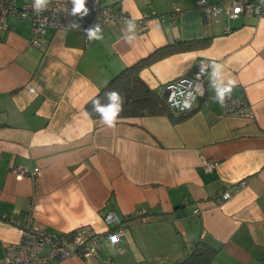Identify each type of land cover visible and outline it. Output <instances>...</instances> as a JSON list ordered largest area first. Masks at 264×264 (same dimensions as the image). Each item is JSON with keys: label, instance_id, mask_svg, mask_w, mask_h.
Instances as JSON below:
<instances>
[{"label": "crops", "instance_id": "crops-1", "mask_svg": "<svg viewBox=\"0 0 264 264\" xmlns=\"http://www.w3.org/2000/svg\"><path fill=\"white\" fill-rule=\"evenodd\" d=\"M197 1L100 0L126 16L103 25L102 40L48 27L43 48L31 44L26 21L9 19L0 31V256L20 235L6 217L31 213L43 231L98 240L93 254L54 264H178L196 249L213 250L205 264H264V16L214 20ZM127 20L136 24L131 43ZM166 49L139 69L150 89L162 96L166 82L215 61L237 81L230 96L249 115L225 114L206 96L181 120L127 117L108 128L88 114L113 76ZM210 72L205 93L215 96ZM204 159L216 168L204 171ZM225 190L232 195L219 200ZM110 212L122 229L117 243Z\"/></svg>", "mask_w": 264, "mask_h": 264}, {"label": "built area", "instance_id": "built-area-1", "mask_svg": "<svg viewBox=\"0 0 264 264\" xmlns=\"http://www.w3.org/2000/svg\"><path fill=\"white\" fill-rule=\"evenodd\" d=\"M33 0H27L22 5H18L16 0H0V31L8 28V21L11 18H18L26 21L30 26V42L32 45L43 48L46 29L75 28L86 34V30L95 24L102 27L105 24H114L126 16L114 10L111 6L102 5L100 0H86V7L89 14L81 18L79 15H70L72 4L70 0H50L47 10L37 14L33 10ZM197 7L200 12L208 17L217 20L219 16L235 18L244 13L255 17L264 16V0H227L224 5L212 3L208 0H198ZM153 13V12H151ZM143 14L139 23L145 27V17ZM77 23L79 27H73ZM87 37V34H86ZM208 62H201L198 68L190 74L174 78L164 84L162 100L165 105L175 113L187 112L193 108L194 102L203 96L207 98L215 97L206 95L204 87L205 72L211 71ZM203 69V71H202ZM224 113L236 116H248L246 102L244 100L226 97ZM201 166L204 171L211 172L217 162L213 160H202ZM17 175L26 174V169H14ZM38 174V169L34 168L30 177L34 178ZM244 186V181H240L238 187ZM230 191H223L219 200L230 198ZM31 210V209H30ZM197 213V209L194 210ZM142 210H136V215H143ZM31 213L24 218L8 216L6 219L17 226L20 231L19 239L16 243L8 245L0 256V264H54L55 261L66 258L72 254L89 256L93 254L98 246L96 237L83 238L79 234L72 233L70 239L65 240L62 234L49 233L41 230L32 223ZM106 223H112L113 229L108 232L109 239L117 243L122 232L119 218L110 212L105 216ZM72 244L73 247H68ZM117 250L121 252L120 247Z\"/></svg>", "mask_w": 264, "mask_h": 264}, {"label": "trees", "instance_id": "trees-1", "mask_svg": "<svg viewBox=\"0 0 264 264\" xmlns=\"http://www.w3.org/2000/svg\"><path fill=\"white\" fill-rule=\"evenodd\" d=\"M206 41H198L196 43L187 44L186 47L204 46ZM173 49V48H171ZM171 52L166 49L162 52H154L147 56L141 62L126 67L120 73L113 76L108 84L86 104V111L92 118L100 119L98 114L92 111V101L100 99L101 103H106L105 93L114 90L118 91L124 98L123 111L119 118L140 117L146 115H167L174 120H181L188 116L192 110L175 114L163 102L162 97L150 89L139 77V69L141 66L151 63L162 55ZM65 240L71 238L72 234H62ZM213 250H193L187 257L178 264H205L207 258Z\"/></svg>", "mask_w": 264, "mask_h": 264}, {"label": "clouds", "instance_id": "clouds-1", "mask_svg": "<svg viewBox=\"0 0 264 264\" xmlns=\"http://www.w3.org/2000/svg\"><path fill=\"white\" fill-rule=\"evenodd\" d=\"M50 0H33V10L39 14L47 10ZM72 4L70 15H79L81 18L89 14V9L86 7V0H70ZM125 23L123 39L131 43L135 40L136 24L134 20H127ZM73 27H79V24L73 23ZM89 41L102 40L103 34L99 24H95L86 31ZM211 69L208 77L210 87L215 92L214 99L221 105L225 103L226 97H229L237 81L234 79H225L223 74V65L212 61L209 64ZM203 71V69H202ZM106 103H101L100 99L92 101V111L100 117L103 124L108 128H114L117 124L120 113L123 111L124 98L118 91L110 90L105 93Z\"/></svg>", "mask_w": 264, "mask_h": 264}]
</instances>
